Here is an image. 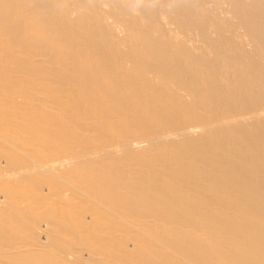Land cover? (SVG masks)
<instances>
[{"label": "bare ground", "instance_id": "obj_1", "mask_svg": "<svg viewBox=\"0 0 264 264\" xmlns=\"http://www.w3.org/2000/svg\"><path fill=\"white\" fill-rule=\"evenodd\" d=\"M0 264H264V0H0Z\"/></svg>", "mask_w": 264, "mask_h": 264}]
</instances>
